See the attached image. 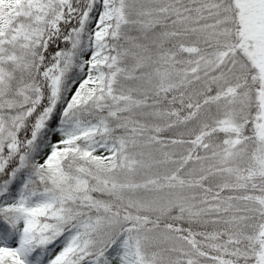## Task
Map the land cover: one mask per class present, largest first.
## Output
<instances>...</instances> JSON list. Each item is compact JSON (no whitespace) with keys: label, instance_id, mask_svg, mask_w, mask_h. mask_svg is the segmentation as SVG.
Here are the masks:
<instances>
[{"label":"snow or ice","instance_id":"1","mask_svg":"<svg viewBox=\"0 0 264 264\" xmlns=\"http://www.w3.org/2000/svg\"><path fill=\"white\" fill-rule=\"evenodd\" d=\"M0 264H264V0H0Z\"/></svg>","mask_w":264,"mask_h":264}]
</instances>
